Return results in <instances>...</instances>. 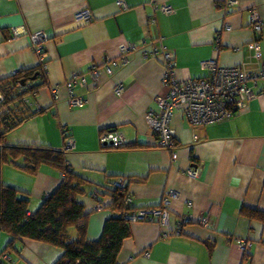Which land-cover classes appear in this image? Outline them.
<instances>
[{"label":"crops","instance_id":"0c3cea01","mask_svg":"<svg viewBox=\"0 0 264 264\" xmlns=\"http://www.w3.org/2000/svg\"><path fill=\"white\" fill-rule=\"evenodd\" d=\"M223 2L0 0V78L38 66L34 33L45 34L48 60L49 85L39 90L35 101L43 112L10 132L7 143L66 151L67 162L86 181V194L79 201L90 215L87 238L98 240L112 215L111 199L105 196V186L111 182H128L134 210L160 208L166 194L176 193L169 199L168 226L131 223L132 236L123 243L119 264H264V220L242 213L244 207L264 213V101L255 98L232 118L208 125L193 126L181 111H175L174 151L157 146L146 119L149 110H159L155 99L169 92L163 82V58L152 54L153 45L163 44L175 54L179 80L208 77L201 64L206 60H216L222 67L249 60L247 44L254 40L251 10L255 7L264 21V0H242L228 8L230 14ZM163 6H171L174 12L165 14ZM83 9L91 10L90 22L78 19ZM11 28L25 32L14 39ZM127 44L139 49L128 51L123 60L121 51ZM261 45L264 60V30ZM106 61L120 65L112 75L103 73L94 86L90 69ZM74 73L88 81L87 87L76 85L72 90L84 99L81 107L71 106L63 87ZM119 85L124 88L120 95ZM55 86H61L58 98L52 91ZM107 129L121 133L126 145L103 147L100 136ZM67 137L74 143L70 149ZM133 145L140 147H128ZM191 167L198 169L197 178L186 174ZM3 174L5 183L30 195L31 213L61 183V173L50 165L35 176L12 167ZM184 215L191 220L181 225ZM199 219H207L208 225H201ZM179 228L181 233L175 235ZM164 232L171 235L164 237ZM75 233L73 229L72 236ZM11 239L0 230L4 264H55L63 253L31 241L21 255L9 253ZM237 240L251 245L243 251Z\"/></svg>","mask_w":264,"mask_h":264},{"label":"trees","instance_id":"16d2710c","mask_svg":"<svg viewBox=\"0 0 264 264\" xmlns=\"http://www.w3.org/2000/svg\"><path fill=\"white\" fill-rule=\"evenodd\" d=\"M3 39L6 40L5 36ZM47 85V71L42 63L34 68H21L6 79L0 78L3 96L0 104V230L12 238L7 252L21 255L26 243L31 241L61 249L62 256L55 264H119L123 243L132 236L128 216L134 209L126 202L127 190L116 187L115 181L110 187L105 186V196L111 199L112 215L105 221L101 237L91 241L87 238L90 215L79 201L80 196L86 194V181L73 171L66 151L7 143L10 132L43 112L32 101H36L39 90ZM45 165L61 173V183L44 197L38 210L31 213L30 195L5 183L3 171L12 167L35 176ZM92 196L96 198L95 194ZM242 213L264 220V213L259 211L244 207ZM73 229L75 236H72ZM0 264H4L1 259Z\"/></svg>","mask_w":264,"mask_h":264},{"label":"built area","instance_id":"2783aa9c","mask_svg":"<svg viewBox=\"0 0 264 264\" xmlns=\"http://www.w3.org/2000/svg\"><path fill=\"white\" fill-rule=\"evenodd\" d=\"M242 0H224L222 5L228 11L229 7H234L241 3ZM119 7L127 9L124 2H118ZM165 14H171L174 9L171 6L161 8ZM78 19L90 22L93 19L91 10L83 9L77 15ZM251 26L253 29L254 40L247 44V50L250 52L248 61L235 67H222L216 60H206L201 64L209 71V76L205 78H191L179 80L176 75L175 54L170 52L163 44H156L151 47L153 55L160 54L163 58L165 75L163 82L168 87L169 92L165 97H157L155 102L159 108L149 110L146 119L149 127L157 137L156 144L159 148L174 151L177 147L176 133L172 128V118L175 111H181L193 126L208 125L222 122L235 116L240 111L246 109L249 103L255 98H261L264 101V60L261 45V37L264 30V21L261 19L258 10L254 7L251 10ZM14 39L18 38L24 30L11 28L10 30ZM34 49L39 54L40 63L44 71H47V53L45 52L44 43L46 36L43 32L32 34ZM139 47L133 44H127L122 47V58L126 59L128 51L138 50ZM115 61H106L102 67L93 66L90 69V75L93 79L92 84L98 86L103 73L112 75L114 70L119 67ZM79 85L87 87V77L74 73L72 77L63 85L70 95V104L73 107L84 105V99L73 95V87ZM123 86L116 88V93L120 95L123 92ZM55 98H58L61 92V86H55L53 89ZM3 96L0 94V104ZM35 105V101H32ZM66 135V134H65ZM100 142L105 148L119 149L126 145L125 139L121 133L116 130L107 129L101 133ZM73 140L67 137V148H72ZM176 158V154H173ZM186 174L189 177L197 178L199 171L191 167L187 169ZM116 187L127 190L128 182L124 179L116 181ZM48 196V195H46ZM170 197H176L174 191H170L163 199V205L160 208L137 209L129 213L128 219L132 223L136 222H156L165 228L169 225L170 211L168 209ZM126 202L132 204V196L127 195ZM191 216L184 215L181 225L189 222ZM201 225L207 226V219H199ZM181 228V227H180ZM174 230L175 235L181 233V229ZM171 235L170 232H164L163 236ZM237 246L246 251L250 243L246 240H237Z\"/></svg>","mask_w":264,"mask_h":264},{"label":"water","instance_id":"95a60500","mask_svg":"<svg viewBox=\"0 0 264 264\" xmlns=\"http://www.w3.org/2000/svg\"><path fill=\"white\" fill-rule=\"evenodd\" d=\"M35 78H36V77H35ZM35 78H34V79H35ZM22 83L24 84V82H22Z\"/></svg>","mask_w":264,"mask_h":264}]
</instances>
